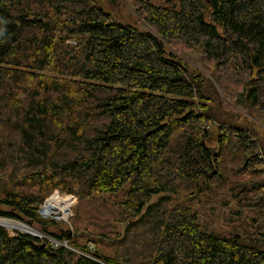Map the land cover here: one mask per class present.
<instances>
[{
  "label": "trees",
  "instance_id": "trees-1",
  "mask_svg": "<svg viewBox=\"0 0 264 264\" xmlns=\"http://www.w3.org/2000/svg\"><path fill=\"white\" fill-rule=\"evenodd\" d=\"M117 2L0 0V217L72 247L0 227V264H264V134L222 107L264 129V0H124L143 28ZM196 47L212 79L183 58ZM201 187L237 203L230 229L200 224ZM55 188L123 232L50 231Z\"/></svg>",
  "mask_w": 264,
  "mask_h": 264
},
{
  "label": "rangeland",
  "instance_id": "rangeland-1",
  "mask_svg": "<svg viewBox=\"0 0 264 264\" xmlns=\"http://www.w3.org/2000/svg\"><path fill=\"white\" fill-rule=\"evenodd\" d=\"M150 1L155 4L163 5L176 10L179 9V4H178L179 0H150ZM106 7L109 8L112 16L115 19L122 21L126 20L129 23L137 25L139 28H143V25H141V23L138 21L137 17L135 16L131 8L127 6L124 0H118L117 4L112 6L110 4H106ZM200 53H201V49L196 47L195 49L184 52L182 55L190 68L200 69L207 77L209 76L210 79H212L213 78L212 71L210 69L203 67ZM222 104H223L222 105L223 109L227 112H233L237 117V120L253 121L256 124L258 131H260V134L261 135L264 134V129L262 128L263 124H262L261 113L249 109L247 106L245 107L238 106L234 102L230 103L229 101H224V103ZM225 190L226 188L219 189V191H217L219 193L216 192L215 193L216 195H213L214 193L208 194V192H206L204 188L201 187L200 192L198 193L197 192L194 193L193 192L194 190L192 191L194 193L193 196H191L192 195L191 191H183L182 193H180L181 195L180 197L173 195L171 199V203L176 204L179 202H186L188 201L187 200L188 197L191 196L192 200L188 201V203L197 209L199 214L198 220L200 221V224L210 231L214 230L215 232H219V231L225 232V230L230 229L231 226V223L227 222L228 218L234 216L232 214L233 211L240 209L239 206L236 205L237 203L236 202L234 203L232 199L227 201L225 200V198L228 197L227 193H225L226 192ZM261 190L264 191V188H262ZM108 197H109L108 195H96L94 197V199L98 200L96 202V205H99L102 200H108L109 199ZM46 198H47L46 201L51 200L55 203L57 202V207L60 208L57 212H54L49 216L39 215L41 219H45V220L51 219L56 222V225L49 228L50 231H56L58 227V229L64 228L70 230L73 234L75 229L74 224L76 223V225L86 230L85 232L88 234H90V232L93 231V227L95 228V233L109 232L111 226H113L117 230V232L119 233L123 232L124 223H120L119 221L111 222L112 219H114L113 217L115 216V214L113 215H110L109 213L101 214L97 209L94 210V208L88 211V213H86L83 209V204H82V211L86 213L87 220L84 214H83L84 215L83 218H81V216L79 215H76L75 211L78 201L75 195L68 194L64 191H61L58 188H55ZM112 198L113 199L115 198L117 200V197L115 196H113ZM154 199L155 197L152 198V200ZM112 209L113 206L111 207V210ZM116 214H118V212H116ZM107 216H110L112 219H107L106 218ZM0 219H5V218L0 217ZM11 220L26 224L28 227H32L34 229L30 230L13 225V228H19V230H10L7 229L8 226L4 224L2 227L5 228L10 234H14L15 232H23L27 234L28 233L39 234L41 236L39 239H43V240L44 239L48 240L52 238L51 236L48 235L47 230H43L36 223H32L31 225L28 224L27 222H24V220L23 221L17 219H11ZM106 222H108V224H103ZM96 226L98 227V230ZM65 241H66L65 244H67L68 247H71L69 245L68 240L65 239Z\"/></svg>",
  "mask_w": 264,
  "mask_h": 264
},
{
  "label": "bare ground",
  "instance_id": "bare-ground-1",
  "mask_svg": "<svg viewBox=\"0 0 264 264\" xmlns=\"http://www.w3.org/2000/svg\"><path fill=\"white\" fill-rule=\"evenodd\" d=\"M59 209L60 208L57 207V202L55 203L51 200H48L45 203L44 214L54 213V212H57ZM4 224H6V226H8L9 228H13V225H16L18 227L25 228V229H30V230L34 229L32 227H28L26 224L15 222L11 219H6V218L0 219V225L3 226ZM17 229H19V228H17Z\"/></svg>",
  "mask_w": 264,
  "mask_h": 264
},
{
  "label": "built area",
  "instance_id": "built-area-1",
  "mask_svg": "<svg viewBox=\"0 0 264 264\" xmlns=\"http://www.w3.org/2000/svg\"><path fill=\"white\" fill-rule=\"evenodd\" d=\"M46 199H44V201L42 202L41 205H39L38 209H37V214L41 215V216H49L53 213H49V214H44V209H45V203H46ZM15 234V233H14ZM13 235V234H11ZM48 241L53 245V246H58V245H63L65 247H68L65 241V239H62V240H56V239H48Z\"/></svg>",
  "mask_w": 264,
  "mask_h": 264
},
{
  "label": "water",
  "instance_id": "water-1",
  "mask_svg": "<svg viewBox=\"0 0 264 264\" xmlns=\"http://www.w3.org/2000/svg\"><path fill=\"white\" fill-rule=\"evenodd\" d=\"M28 224H30V223L28 222ZM43 230H45V228ZM66 232H67V235L71 237L72 232L70 230H66ZM28 234L33 236V237H35V238H40L41 237L39 234H31V233H28Z\"/></svg>",
  "mask_w": 264,
  "mask_h": 264
}]
</instances>
